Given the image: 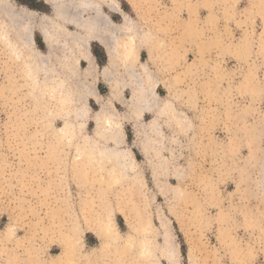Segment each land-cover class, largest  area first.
Here are the masks:
<instances>
[{
    "label": "rangeland",
    "instance_id": "1",
    "mask_svg": "<svg viewBox=\"0 0 264 264\" xmlns=\"http://www.w3.org/2000/svg\"><path fill=\"white\" fill-rule=\"evenodd\" d=\"M85 1L57 7L72 18ZM96 1L128 23L111 83L97 42L91 77L67 79L60 51L48 58L37 30L54 11L43 0H10L11 18L1 15L5 31L35 12L28 49L0 33V264H62L65 253L63 264H171L168 237L174 264H264V0ZM87 88L101 103L88 99L81 117ZM140 90L152 108L135 116ZM101 104L110 118L98 126ZM114 127L118 162L80 154L116 151L93 141Z\"/></svg>",
    "mask_w": 264,
    "mask_h": 264
},
{
    "label": "bare ground",
    "instance_id": "2",
    "mask_svg": "<svg viewBox=\"0 0 264 264\" xmlns=\"http://www.w3.org/2000/svg\"><path fill=\"white\" fill-rule=\"evenodd\" d=\"M9 1L10 0H7V1L0 0V19H1L2 14H6L8 18H11L12 15L10 14V12H5V6L8 5ZM43 1L46 4L50 5L54 11L53 16L51 17L46 16L45 18L40 19L39 27L37 30L40 33L41 37L43 38V42L48 48V51H49L48 58H51V56L56 51H60L62 57H64V65H62L61 71L65 74L67 79H71L74 77H83V78L91 77L93 73H95L96 71V66L94 63V57L90 51V45L92 42H97L106 50L109 56V59H110L108 66L104 69V78L108 82H110V78H111L110 71L115 65V61H117L116 59L118 56L117 55L118 38L116 37V34H119V33L124 34L125 29L127 28L126 25L128 23L125 26L117 25V24L115 25L112 18H110L107 14H105V12H103L101 8V5H103L102 1L87 0L82 5H77V6L73 5V7L70 8L72 9V12L74 13V17L72 18L70 17L69 13L65 15L64 13H62V11L61 12L59 11V7H57L58 0H43ZM107 7L111 9L112 11H118V12L121 11L119 6L116 5L114 2L107 3ZM13 12H15V10H13ZM87 12H92L94 14V17L91 18L90 20H84L82 18L83 14ZM120 13H121L120 14L121 16L125 15V18H127L126 14H123L122 12ZM20 14L22 15V17L20 18L19 22L21 23L23 21L22 24L20 25H17L14 23L12 25L6 24L7 26H5L4 28L5 31L1 30L0 28V33L1 35L3 33L4 35H9L11 33L15 40V43H14L15 46H18L23 49H28L27 41L29 40L30 32L33 29V26H31L30 22L28 21H31L34 19L35 12L34 11L25 12V10H23V12H20ZM67 25H73L76 31L72 32L71 30H68L66 28ZM24 36H27L26 38L28 39H25ZM11 38L12 37H10V39ZM32 45H35V42ZM135 48L136 47L134 46L133 48H130L127 50L128 51L127 54L129 53L128 58L131 54L133 55ZM40 54L41 52L36 48V46L33 49L31 48L29 50V57L32 60L31 65L33 63H36V58H38ZM83 61L86 62L88 65L84 71L81 70ZM127 66L128 68L130 67V69L132 68L130 64H128ZM41 70L46 71L47 81H50L52 77L57 76V72L55 71L54 68H45V69L42 68ZM64 84H65L64 81H59L57 83H54L55 86L61 87L62 90H64L63 88H65ZM113 89H114L113 91V97H114L117 94V91H116V87ZM82 91H83L82 92L83 94L81 95V98L83 99V101H86V103L84 106V110L80 109L78 111V114L82 115L81 117L86 116L87 114L84 112H87L89 110L88 106L86 105L88 99H92V100H95L97 103H101V97L98 94H89V92L91 91L90 88L89 89L87 88ZM65 92L66 91L64 90L62 94L63 98H65L66 96ZM134 96L135 97H134L133 103H134V111H135L134 115L135 116H138L143 110L152 108V106H150L147 101V96L145 95L144 90L135 91ZM101 105H102V112L100 116L97 117L98 126L102 124L101 120L103 118H104L103 120L110 118V112L108 111L109 109L108 106L104 104H101ZM78 117H80V115H78ZM118 131H120L118 127L116 128L114 127V129L110 130V133L107 132L103 134L99 132L98 137L93 140L94 142H99L100 140H109L117 147L116 151H113L112 153L105 151V152H102L101 154L100 153L97 154L93 148H90L91 149L90 151L88 149L83 148V149H80V154H85V155L89 154L92 157L97 156L102 159H108V160L110 159L114 161L116 160L118 162V160H120L121 157L124 156V152L121 151L120 149L123 139L121 137V133ZM78 160L80 161V159H77V161ZM77 163H80V162H77ZM173 244H175V242ZM163 251H164V254L168 257L169 262L171 264H174V261H175L174 257L176 256L174 255V250L172 248L171 242L169 241V237L165 241V246L163 248ZM66 257H67L66 253L62 254L61 258L58 259L59 262L63 264V262L67 259Z\"/></svg>",
    "mask_w": 264,
    "mask_h": 264
}]
</instances>
